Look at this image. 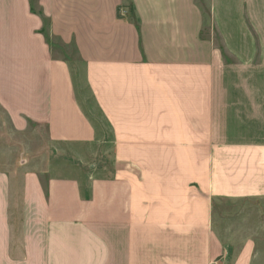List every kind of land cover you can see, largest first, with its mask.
Masks as SVG:
<instances>
[{
    "label": "crops",
    "instance_id": "0c3cea01",
    "mask_svg": "<svg viewBox=\"0 0 264 264\" xmlns=\"http://www.w3.org/2000/svg\"><path fill=\"white\" fill-rule=\"evenodd\" d=\"M0 119V264H264V0H0Z\"/></svg>",
    "mask_w": 264,
    "mask_h": 264
},
{
    "label": "rangeland",
    "instance_id": "374dc122",
    "mask_svg": "<svg viewBox=\"0 0 264 264\" xmlns=\"http://www.w3.org/2000/svg\"><path fill=\"white\" fill-rule=\"evenodd\" d=\"M32 3H33V6L34 8L36 7L37 8V0H32ZM39 8V7H38ZM39 12L42 14L41 10H39ZM43 15V14H42ZM44 17V33L46 34V37H47V40H48V43L50 44V47L54 53V55L57 57V56H67V57H71V59H74L76 58V53H75V49L73 48V46H68L66 47L65 45L62 44V42L52 36L49 32V21H48V18ZM82 82V93H83V96H85L86 98H89L90 97V92L88 91L87 87L84 86L83 84V80L81 81ZM88 102H90V99H88ZM2 122V119H0V123ZM54 150V156L57 155V150L55 148H53ZM56 154V155H55ZM58 157V156H57ZM17 158V157H16ZM59 158V157H58ZM57 159V158H56ZM72 170H79V167L78 166H75V167H72ZM21 179H18V206L20 204V197H21V191H20V186H21Z\"/></svg>",
    "mask_w": 264,
    "mask_h": 264
},
{
    "label": "trees",
    "instance_id": "16d2710c",
    "mask_svg": "<svg viewBox=\"0 0 264 264\" xmlns=\"http://www.w3.org/2000/svg\"><path fill=\"white\" fill-rule=\"evenodd\" d=\"M120 18H121V16H120Z\"/></svg>",
    "mask_w": 264,
    "mask_h": 264
}]
</instances>
